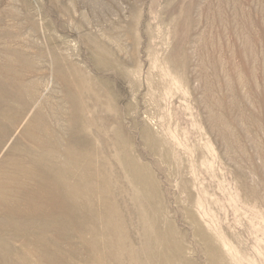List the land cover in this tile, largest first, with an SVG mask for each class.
I'll return each instance as SVG.
<instances>
[{
    "label": "rangeland",
    "instance_id": "374dc122",
    "mask_svg": "<svg viewBox=\"0 0 264 264\" xmlns=\"http://www.w3.org/2000/svg\"><path fill=\"white\" fill-rule=\"evenodd\" d=\"M0 101V175L38 112L86 155L57 264H264V0H0Z\"/></svg>",
    "mask_w": 264,
    "mask_h": 264
},
{
    "label": "bare ground",
    "instance_id": "6f19581e",
    "mask_svg": "<svg viewBox=\"0 0 264 264\" xmlns=\"http://www.w3.org/2000/svg\"><path fill=\"white\" fill-rule=\"evenodd\" d=\"M21 105L29 108L26 101ZM23 138L32 148L12 160L10 169L0 175V247L4 249L0 251V264H57L58 240L69 242L95 232L87 229L93 218L83 216L89 212L93 188L88 163L77 166L78 159L86 155L81 152L78 159L71 158L68 150H61L60 131L49 133L46 118L39 112L24 130ZM62 140L64 147L76 145L72 138ZM87 256L93 258L91 252Z\"/></svg>",
    "mask_w": 264,
    "mask_h": 264
}]
</instances>
